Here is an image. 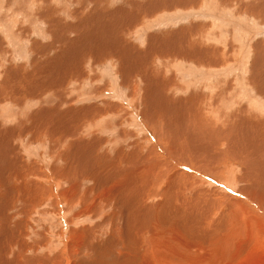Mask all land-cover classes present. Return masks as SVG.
<instances>
[{
  "label": "rangeland",
  "instance_id": "374dc122",
  "mask_svg": "<svg viewBox=\"0 0 264 264\" xmlns=\"http://www.w3.org/2000/svg\"><path fill=\"white\" fill-rule=\"evenodd\" d=\"M262 83L264 0H0V264L246 263Z\"/></svg>",
  "mask_w": 264,
  "mask_h": 264
},
{
  "label": "bare ground",
  "instance_id": "6f19581e",
  "mask_svg": "<svg viewBox=\"0 0 264 264\" xmlns=\"http://www.w3.org/2000/svg\"><path fill=\"white\" fill-rule=\"evenodd\" d=\"M245 10V9H244ZM158 11V10H157ZM188 14V13H187ZM188 17V16H187ZM162 18V17H161ZM217 22V21H216ZM198 27H199V25H197ZM197 28V27H196ZM201 28V27H200ZM2 29H4V28H2ZM8 30V29H7ZM140 30V29H139ZM198 30V29H197ZM182 32V31H181ZM200 32H201V30H200ZM199 34V33H198ZM9 36V35H8ZM157 38V37H156ZM185 38H186V36H185ZM189 38V37H188ZM10 39V38H9ZM183 39H180V42H183V44L184 43H187V42H185V41H182ZM156 42H158V41H156ZM167 43H169V42H167ZM172 43H173V41H172ZM175 44V43H174ZM180 44V43H179ZM185 45V44H184ZM180 46V45H179ZM183 47V46H182ZM164 48V47H163ZM152 49V48H151ZM153 50V49H152ZM216 51V50H215ZM149 52H151V51H149ZM148 52V53H149ZM159 52V51H158ZM157 52V53H158ZM162 51H160L158 54H160ZM179 52V54L178 55H182V57L183 58H186L187 60H190V59H192V58H194V57H197V58H195V59H197L198 60V62L200 61V64H202V66H203V64L206 62V61H209V59H211V61H210V65H213L215 68H216V70H217V67H219L220 65H221V63L223 64V66H227V64H224L223 62H220L219 64H216L215 63V60L213 61L212 59L218 54V53H216V54H214V55H207L208 54V51H206V53H199L198 51V53L197 54H195V55H193L194 54V52H190V53H188V51L187 50H185V52H182V51H178ZM154 54H156V52H153ZM228 53V52H227ZM166 54V53H165ZM175 54V53H174ZM174 54H172L173 56H174ZM177 54H175V55H177ZM161 56L163 55V54H160ZM169 56H171L172 57V55L171 54H168ZM207 55V56H206ZM164 56V55H163ZM166 56V55H165ZM226 56V55H225ZM227 57H228V55H227ZM99 58V57H98ZM165 58V57H164ZM219 58V57H218ZM119 59V58H118ZM145 59V58H144ZM179 59V58H178ZM185 59V60H186ZM137 60H138V57H137ZM140 60V59H139ZM138 60V61H139ZM101 61V60H100ZM147 61H148V59H147ZM234 61V60H233ZM122 62V61H121ZM120 62V63H121ZM140 62H142V61H140ZM144 62H146V59H145V61ZM144 62H142V63H144ZM216 62H217V59H216ZM224 62H226V61H224ZM124 64V63H123ZM241 64V63H240ZM121 65H122V63H121ZM136 65V64H135ZM134 65V66H135ZM209 65V66H210ZM133 66V67H134ZM233 66V65H232ZM138 68H139V66H137ZM196 67V66H195ZM194 67V68H195ZM199 67V66H198ZM178 66L176 67V69L178 70ZM183 68V67H182ZM209 68V67H208ZM214 68V69H215ZM228 68V67H227ZM227 68H224V69H227ZM130 69V68H129ZM201 69V68H200ZM233 69V68H232ZM132 72H134L132 69H130ZM180 70H181V68H180ZM207 70V69H206ZM215 70V71H216ZM175 71V70H174ZM182 71V70H181ZM209 71V70H208ZM116 72V71H115ZM126 72H127V70H126ZM217 72V71H216ZM216 72H213V73H216ZM221 72H223V71H221ZM227 72V71H226ZM233 72V71H232ZM128 73H129V71H128ZM189 73V72H188ZM120 74V73H119ZM129 75V74H128ZM131 75H132V73H131ZM130 75V76H131ZM192 75V74H191ZM125 76H127V75H125ZM135 76V75H134ZM143 76V75H142ZM188 76V75H187ZM122 77V76H121ZM144 77V76H143ZM146 77V76H145ZM117 78V77H116ZM129 78V77H128ZM131 78V77H130ZM145 79V78H144ZM129 80V79H128ZM128 80H126L127 82H128ZM124 81V80H123ZM117 82V81H116ZM129 82H131V80L129 81ZM132 83V82H131ZM214 84V83H213ZM263 84V83H262ZM264 85V84H263ZM165 87H163V85H162V87L163 88H167V86L166 85H164ZM132 87V86H131ZM169 87V86H168ZM213 87V86H212ZM215 87V86H214ZM98 88V87H97ZM151 88V87H150ZM158 88V87H157ZM211 89V88H210ZM215 89V88H214ZM214 89H213V92L215 93L216 91H214ZM161 90V89H160ZM134 91H137L136 90V88H134ZM139 91V90H138ZM118 92V91H117ZM164 92V91H163ZM262 92H264L263 90H262ZM138 93V92H137ZM147 93V92H146ZM213 93V94H214ZM217 93H218V91H217ZM219 94V93H218ZM121 95V94H120ZM146 95L147 94H145L144 96H142V97H144V98H146ZM215 95V94H214ZM151 96V95H150ZM216 96H218V95H216ZM92 98V97H91ZM179 98V97H178ZM145 100V99H144ZM134 101V100H133ZM253 101V100H252ZM136 102V101H135ZM145 102V101H144ZM256 102V101H255ZM254 102V103H255ZM261 102V101H260ZM259 102V103H260ZM137 103V102H136ZM187 103V102H186ZM192 103V102H191ZM193 103H195V100H194V102ZM197 103V102H196ZM150 104V103H149ZM256 104V103H255ZM262 104V103H261ZM190 105V104H189ZM195 105V104H194ZM193 105V106H194ZM198 104H196V106H197ZM252 105V104H251ZM155 106V105H154ZM161 106V105H160ZM181 106V105H180ZM195 106V107H196ZM210 106V105H209ZM191 107V106H190ZM190 107H188V108H190ZM220 107V106H219ZM233 107V106H232ZM254 107H257L260 111H262V114L264 115V105L262 104V105H260V104H256V105H254ZM98 108V107H97ZM153 108V107H152ZM180 108V107H179ZM194 108V107H193ZM209 108V107H208ZM216 108V107H215ZM111 109V108H110ZM115 109V108H114ZM160 109V108H159ZM172 109V108H171ZM170 109V110H171ZM80 110V109H79ZM184 110V109H183ZM198 109L197 108H195L193 111H194V114H195V116H194V120H196L197 121V126L199 127V129L200 128H202V126H203V121H202V119L200 118V113L197 111ZM254 110V109H253ZM116 111V110H115ZM173 111V110H172ZM180 111V110H179ZM186 111V110H185ZM190 111V110H189ZM191 111H192V109H191ZM243 111V110H242ZM241 111V115H242V112ZM255 111V110H254ZM144 112H146L145 110H144ZM152 112H153V110H152ZM165 112V111H164ZM212 112V111H211ZM245 112V111H244ZM257 113V112H256ZM148 114V113H147ZM153 114V113H152ZM156 114H158L157 116H155ZM165 114V113H164ZM149 115V114H148ZM211 115V114H210ZM218 115V114H217ZM143 116H146V115H143ZM192 116V117H193ZM235 116V115H234ZM157 117H161V115H159V111H156V109H155V111H154V118L156 119V120H158L157 119ZM167 117V116H166ZM183 117V116H182ZM209 117V116H208ZM213 117V116H212ZM236 117V116H235ZM168 118V117H167ZM175 118V117H174ZM202 118H203V116H202ZM214 118L216 119V117L214 116ZM218 118V117H217ZM151 119H153V118H151ZM161 119V118H160ZM164 119V118H163ZM162 119V120H163ZM172 119H173V117H172ZM156 120H154V121H156ZM243 120V119H242ZM154 121H153V123H154ZM176 121V120H175ZM118 122V121H117ZM164 122V127H165V124H167V123H165V120L163 121ZM156 123H157V121H156ZM170 123H172V122H170ZM250 123V122H249ZM180 124V123H179ZM181 124H183V123H181ZM201 124H202V126H201ZM212 124V123H211ZM211 124H209L210 126H211ZM207 125V124H206ZM168 126V125H167ZM177 126V125H176ZM216 126V125H215ZM254 126H255V123H254ZM256 127H258V128H260V130H264V122L263 121H259L258 123H256ZM162 128V127H161ZM166 128V127H165ZM197 128V127H196ZM158 129H159V127H158ZM157 129V130H158ZM181 129V128H180ZM154 130V129H153ZM161 130V129H160ZM166 130H168V128L167 129H165V131ZM173 130V129H172ZM203 130V129H202ZM178 131V130H177ZM169 131H167V133H168ZM191 133V132H190ZM157 134V133H156ZM182 134H184V132L182 133ZM193 134V133H192ZM163 135V134H162ZM215 135V134H214ZM234 135V134H233ZM127 136V135H126ZM178 136V135H177ZM161 137V136H160ZM166 137H171V135L169 136H166ZM174 137V136H173ZM194 137V136H193ZM172 138V137H171ZM257 137H255V139H256ZM168 139V138H167ZM173 139V138H172ZM175 139V138H174ZM162 140V139H161ZM186 140V139H185ZM225 140H227V139H225ZM239 140V139H238ZM230 141V140H229ZM255 141V140H254ZM173 143H175V142H173ZM183 143H184V141H183ZM228 143V142H227ZM229 144V143H228ZM238 144H240V143H238ZM231 145V144H230ZM240 148V147H239ZM166 149V148H165ZM182 149V148H181ZM241 149V148H240ZM140 152V151H139ZM183 152V151H182ZM185 152V151H184ZM246 152V151H245ZM159 153V152H158ZM171 153V152H170ZM174 153V152H173ZM179 153V152H178ZM260 153V152H259ZM187 154V153H186ZM244 154H247V153H244ZM263 154V153H262ZM168 155H169V153H168ZM261 155V154H260ZM259 155V156H260ZM151 156V155H150ZM155 156V155H154ZM153 156V157H154ZM263 155H261V157H262ZM257 158V157H256ZM124 159V158H123ZM174 159V158H173ZM258 159H260V158H258ZM151 160V159H150ZM264 164V163H263ZM136 165V164H135ZM93 168V167H92ZM150 169V168H149ZM127 171V170H126ZM210 171V170H209ZM232 172V171H231ZM230 172V173H231ZM135 173V172H134ZM228 178V177H227ZM229 179V178H228ZM228 179H226V181L228 182L229 180ZM233 181V180H232ZM231 181V182H232ZM180 184V183H179ZM233 186V185H232ZM8 200V199H7ZM244 201V200H243ZM237 202V201H236ZM235 202V203H236ZM256 206V205H255ZM173 207V206H172ZM260 209V208H259ZM194 212V211H193ZM250 212V211H249ZM152 214V213H151ZM192 214H194V213H192ZM217 214V213H216ZM150 216H152V215H150ZM190 216V215H189ZM240 219V218H239ZM240 223H241V225L243 226V227H251L252 225H255L256 226V229L255 230H249V237H248V242H253L254 240H255V244H254V246L251 248L252 249V255H251V258H250V260H248L246 263H244V264H264V216L262 217V216H260V217H256L255 215H252V214H249V215H244V217H241V221H240ZM139 228V227H138ZM254 228V227H253ZM179 231V230H178ZM143 235V234H142ZM142 235H141V237H142ZM151 235H153V234H151ZM254 235L257 237L256 239H254ZM5 236V235H4ZM95 236V235H94ZM140 241H141V238L138 240V244L140 243ZM199 242V241H198ZM124 246V245H123ZM138 246V245H137ZM199 246H201V245H199ZM198 246V250L200 251V253H203V248H201V247H199ZM205 247V246H204ZM228 247V246H227ZM8 248V247H7ZM67 248V247H66ZM24 249V248H23ZM138 249V248H137ZM138 252V251H137ZM183 252V251H182ZM141 253H142V255H141ZM138 255H140V256H138V257H132V259H131V261L133 262V263H135L134 261H137V260H135L136 258H139V257H141V260H138V262H139V264H181L182 262H181V259L180 258H175L176 259V261H178L177 263H174L172 260L174 259V258H170L169 256L168 257H162V258H158L157 256H156V252L155 251H153V253L152 254H150V252H149V250L148 249H146V250H144V252L141 250V252H140V254L138 253ZM126 256V255H125ZM69 258V257H68ZM47 259V258H46ZM198 259V258H197ZM19 260V259H18ZM58 260V259H57ZM184 260V259H183ZM2 261H4L5 262V264H7V261H5V260H3V258H2ZM24 261V260H23ZM185 261V260H184ZM192 261V263L191 264H201V263H203L202 261H201V259H198L196 262H194V260H191ZM204 261V260H203ZM3 262V263H4ZM49 262H50V260H49ZM128 262V261H127ZM61 263H63V262H61ZM19 264V263H18ZM52 264V263H51ZM203 264H205V263H203Z\"/></svg>",
  "mask_w": 264,
  "mask_h": 264
}]
</instances>
